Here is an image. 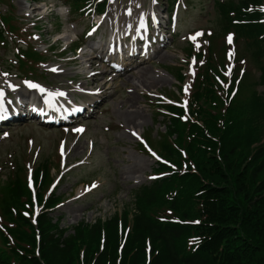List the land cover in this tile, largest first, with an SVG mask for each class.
Segmentation results:
<instances>
[{
	"label": "trees",
	"instance_id": "trees-1",
	"mask_svg": "<svg viewBox=\"0 0 264 264\" xmlns=\"http://www.w3.org/2000/svg\"><path fill=\"white\" fill-rule=\"evenodd\" d=\"M91 1L74 0L77 7ZM9 3L0 0V6ZM263 6L264 0L215 2L226 21L220 20L221 31L233 30L237 42L246 43L260 77L241 102L244 77L225 103L215 80L220 69L209 57L189 100L192 118L184 122L182 109L166 107L176 117H165L162 155L178 171L159 165L155 173L168 176L136 191L133 210L105 222H82L68 233L61 218L54 222L47 213L31 223L35 201L19 167L0 185V264H264ZM12 19L0 15V41L6 46L5 31L16 32ZM27 56L26 62L18 56L23 70L28 62L44 61L32 51ZM178 77L185 80L180 71ZM48 166L35 175L37 201L45 210L62 201L44 197L51 182Z\"/></svg>",
	"mask_w": 264,
	"mask_h": 264
},
{
	"label": "rangeland",
	"instance_id": "rangeland-1",
	"mask_svg": "<svg viewBox=\"0 0 264 264\" xmlns=\"http://www.w3.org/2000/svg\"><path fill=\"white\" fill-rule=\"evenodd\" d=\"M70 1L11 0L9 6L3 4L0 7L2 14L12 12L18 25L25 24L24 30L30 35L27 37L23 34V38L36 45L37 50L47 57V61L35 69L37 74L29 70L30 78L25 80L26 77H20L21 69H18L15 61V45L19 43L18 40L15 39V43L8 49L0 45V89L6 90V86L19 88L13 92L9 101L27 94L24 90L25 82H37L67 92L70 96L68 101L78 103L74 96L86 93L93 86L91 76L94 73L100 74L96 84L99 87L95 89L102 91L97 98L98 110L92 118L84 120L80 125L57 129L28 121L0 132L1 186L6 184L7 177L18 167L24 166L28 174L39 164L42 166L49 162L50 181H55L54 187L58 186L55 195L64 197L63 204L54 215L63 217L61 226L68 230L83 220L88 223L98 218L106 220L122 211L131 205L133 192L151 181L156 160L150 157V152L148 156L141 151L139 138L135 136L144 135L151 146L159 153L163 152L167 144L161 148L159 145L166 141V130L164 118L157 115L162 110L156 104L159 98L175 99L173 95L178 96L177 81L167 71L176 74L182 68L185 74L192 77L194 60L189 57L187 60L185 55L187 42L193 37L196 42L193 44L194 51L197 54L200 51L203 55L201 63L197 64V71L209 56H213L216 64L218 61L223 62L224 58L228 63L236 54L240 60L236 62L240 68L237 73L241 75L243 70L248 73L240 90L241 102L251 93L260 77V70L255 69L246 43L239 41L233 45L232 35L229 42V35L225 37L227 31H221L220 20L223 18L215 7V2L221 0H184L186 8L180 9L177 23L173 26H168L165 0H110L107 11L94 24L98 27L104 21L107 28L106 34L102 31L96 42L111 35V26L114 27L116 39L121 34L129 33L131 40L139 28L141 31L144 28L141 22L148 20L151 24L152 13L157 14L158 20H161V16L164 18V28L158 25V31L161 32V38L165 36L166 40L162 43L155 33L152 35V49L156 53L150 54L151 61L143 66L145 69L139 71L141 73L134 71L133 75L106 77L103 74L110 70L100 63L99 72L91 71L86 63L87 55H91L89 48L74 55L70 54V50L65 51V48L72 41L82 40L83 34L93 25L95 15L88 8L75 12ZM37 19L43 24L40 31L36 30L39 29ZM94 31L91 33L95 34ZM91 33L86 41L84 39L86 46L93 39ZM57 39H61L62 46L61 43L55 44ZM157 45H164V48L157 51ZM227 63L220 66V69L231 85L230 77L233 74L228 71L232 68ZM191 82L187 81L184 85L186 98ZM171 140L174 138H169V143ZM91 184H95L92 189L88 188ZM93 189L96 191L87 195Z\"/></svg>",
	"mask_w": 264,
	"mask_h": 264
},
{
	"label": "snow or ice",
	"instance_id": "snow-or-ice-1",
	"mask_svg": "<svg viewBox=\"0 0 264 264\" xmlns=\"http://www.w3.org/2000/svg\"><path fill=\"white\" fill-rule=\"evenodd\" d=\"M153 2H155V0H153ZM195 35H200V33H196ZM193 39H194V37H193ZM228 40H229V42H231V36L229 35V37H228ZM53 71H56V69H53ZM4 75H7L6 73L4 74ZM29 87H32V88H39V85H36V84H29L28 85ZM41 92H43L44 91V89L43 88H40L39 89ZM50 95H52V94H50ZM58 95H64V93H58ZM3 96V91L2 90H0V97H2ZM4 111V108H3V101L2 100H0V112H3ZM0 118H2V117H0ZM77 131H82V129H77ZM133 135H135V133H133ZM152 155H154L155 156V153H152ZM157 159H159V157H156Z\"/></svg>",
	"mask_w": 264,
	"mask_h": 264
},
{
	"label": "bare ground",
	"instance_id": "bare-ground-1",
	"mask_svg": "<svg viewBox=\"0 0 264 264\" xmlns=\"http://www.w3.org/2000/svg\"><path fill=\"white\" fill-rule=\"evenodd\" d=\"M145 64V63H144ZM144 64H140V65H138L135 69H131V70H129L126 74L128 75V74H130V75H133L134 74V71H136V72H139V71H141V70H143V69H145L143 66H144ZM139 73H141V72H139ZM133 77V76H132ZM97 79V76H95V80ZM98 80V79H97ZM132 118H129V120H131ZM134 121V120H133ZM129 123H132V122H129Z\"/></svg>",
	"mask_w": 264,
	"mask_h": 264
}]
</instances>
